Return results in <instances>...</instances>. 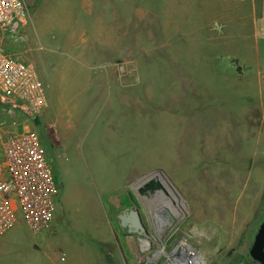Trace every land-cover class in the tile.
Instances as JSON below:
<instances>
[{"label":"rangeland","instance_id":"rangeland-1","mask_svg":"<svg viewBox=\"0 0 264 264\" xmlns=\"http://www.w3.org/2000/svg\"><path fill=\"white\" fill-rule=\"evenodd\" d=\"M27 4L31 19L19 31L22 38L15 41L0 28V45L33 63L47 87L45 109L26 126L41 137L62 189L52 229L34 235L20 220L0 237V264H21L20 256L28 258L26 264H110L107 256L111 264H123V257L125 264H151L154 256L153 264H167L180 255L182 241L204 257L200 221L215 214L205 208L217 203L243 208L250 196L263 192V176L253 175L260 156L251 165L231 132L234 113L246 107L239 97L260 100L257 69L253 65L243 72L247 77L253 73L250 78H236V71L225 66L236 53L232 47L254 48L264 62V0H256V6L248 0L239 10L224 5L226 23L207 21L203 0ZM136 8L145 13L141 19ZM231 33L238 36L231 38ZM74 35H85L89 42L84 53L74 48ZM254 52L236 55L252 62ZM63 137L67 172L61 161ZM207 147H217L225 159L207 157ZM215 161L225 164L224 171L240 168L229 193L223 190L227 182L215 177L216 165L210 164ZM157 170L174 184L180 199ZM151 172L176 202L159 189L176 214L165 231H158L154 219V193H141L136 184ZM144 199L152 206L146 207ZM132 208L140 210L148 228L142 239L151 245L145 250H139V237L120 225V214ZM199 208L205 210L203 219ZM262 222L264 195L243 242L217 261L204 258L200 264H258L249 250Z\"/></svg>","mask_w":264,"mask_h":264},{"label":"built area","instance_id":"built-area-1","mask_svg":"<svg viewBox=\"0 0 264 264\" xmlns=\"http://www.w3.org/2000/svg\"><path fill=\"white\" fill-rule=\"evenodd\" d=\"M29 20L25 0H0V28L9 38L21 39ZM262 29L264 38V21ZM46 105L36 66L0 45V237L20 220L34 235L53 227L62 188L41 137L26 126Z\"/></svg>","mask_w":264,"mask_h":264},{"label":"crops","instance_id":"crops-1","mask_svg":"<svg viewBox=\"0 0 264 264\" xmlns=\"http://www.w3.org/2000/svg\"><path fill=\"white\" fill-rule=\"evenodd\" d=\"M248 0H203V3L205 5L206 10V20L209 22H222L226 23L228 20L225 18L228 16L223 14V7L224 5L230 6L229 4H232L231 6L235 9L240 8L242 3L244 4ZM26 4H38V0H25ZM84 3V2H83ZM40 4V3H39ZM86 4V3H85ZM252 6H256V0H251ZM28 5V4H27ZM256 12V11H255ZM254 14V13H253ZM256 14V13H255ZM135 15L136 18L141 19L144 17L145 13L142 9L136 8L135 9ZM257 15H254L256 17ZM30 19H31V13H30ZM224 20V21H222ZM212 34V32H211ZM234 36V37H233ZM238 35H233L231 33L230 37L235 38ZM216 39L217 36H212ZM73 39V45L74 48H81V52L84 53L85 49H83V46H85L87 43H89L87 40H85V35H80L79 37H74ZM232 52H236L235 54H232L231 57L228 58L227 66H225L226 69H231L236 71V78L239 77H245L246 75L243 72H249V70L253 69L252 66L254 65L257 69V77L259 78V86L261 90L264 87V62L260 61L259 55L254 52V48H250L249 51L245 48H241L240 50L238 48H231ZM238 52L246 53V54H253L255 53V61L248 62L245 60V58L240 59L238 55H236ZM253 58V55H251ZM233 57L235 60H233ZM251 58L250 56H248ZM241 69V71H240ZM253 76V73H250V75L246 78H250ZM263 85V87L261 86ZM263 91H260V100L257 103V100L253 101L251 95L244 94L242 95L241 99H243L246 103V107L241 108V110L235 112L234 116L236 117V121L232 122L231 132L233 133V139L236 140L238 143H240V149L243 150L245 148L246 152V158L247 161L252 165L256 164L254 161V156H260V160L257 163L258 164V170L252 171L249 170L248 173L253 172V175H255L258 179L261 180L264 179V93ZM57 109H59L62 113L61 106L60 108L56 106ZM218 111V110H217ZM57 112V111H56ZM59 115V111L57 113ZM61 116V115H60ZM64 127V124L63 126ZM57 135H59L58 132H56ZM61 140V151H62V157L61 161H63V171L67 172L66 163L68 161V155L63 154L65 151L64 143V137L59 138ZM249 142V147H246V143ZM218 147V145H217ZM217 147L210 148L207 147L208 151L206 154L207 157L210 158V156L214 157L216 160H224L225 158L219 154V150H217ZM203 150V149H202ZM83 157L84 154H83ZM208 158V159H209ZM66 162V163H65ZM208 164V163H207ZM210 164L216 165V171H215V177L221 178L227 182L225 184V188L223 189L227 193H229L232 189L235 187V182L237 181V176L240 173V168L236 167H228V169H225L224 171L223 165L215 162H211ZM65 165V166H64ZM226 166H228L226 164ZM231 169V171H230ZM202 179V177H200ZM206 179V178H204ZM206 181V180H205ZM63 187V186H62ZM263 192H256L255 195L250 198H248L247 202L244 204L243 208H221L223 205H220L217 203L216 208H205L208 212L212 213L214 211V215L211 216L210 219H203V211H205L203 208H199V213L202 215V219L200 221V239H199V248L201 251H203V256L201 258V263L204 258H206L209 261H217L222 252L227 250H233L235 249L241 242L242 237L245 233V228L256 218V216L260 213L261 205H262V197L264 195V186H263ZM111 190V189H110ZM228 197L224 199V203L229 202ZM220 205V207H219ZM210 215H208L209 217ZM56 218V217H55ZM110 224H111V218H110ZM112 230V226H111ZM98 239V238H96ZM139 243V242H138ZM119 247V255L123 256L122 254V248L121 245ZM139 250L141 251L140 245H138ZM104 256V254H103ZM102 256V257H103ZM21 260L16 259L17 262L20 263L24 262L26 264L27 259L24 260L23 256H20ZM153 257V256H152ZM65 256L63 255L61 257V260H64ZM122 263L125 264L126 261L124 257L121 259ZM157 258L154 256L153 261H156ZM153 261L151 264H153ZM254 261V260H253ZM255 262V261H254ZM21 263V264H22ZM30 264V263H29ZM169 264V263H167ZM244 264V263H239Z\"/></svg>","mask_w":264,"mask_h":264},{"label":"water","instance_id":"water-1","mask_svg":"<svg viewBox=\"0 0 264 264\" xmlns=\"http://www.w3.org/2000/svg\"><path fill=\"white\" fill-rule=\"evenodd\" d=\"M157 172L160 173L163 178H165L171 190L180 199V195L176 190V187H174V184L170 181V179L167 178L166 174L162 170H157ZM136 184H139L138 189L141 193H143V191H146L147 189H150V191L154 193V204L156 206L155 208H152V211L155 212L154 219L156 220L157 225H159L158 218L161 216H166L165 218L169 216L174 217L175 212L173 210H170L169 203L164 199L165 196H163L159 189L161 188L167 193L168 196H170L171 202L174 204V206H176V202L173 197H171L170 193L165 189L164 185L159 182L158 176L155 174V172H151L142 176ZM174 221L175 220H173L172 222ZM120 225L123 228L127 229L128 233L130 234H141L145 232V227L142 221V214L140 210L135 208L125 210L120 214ZM167 228L168 226L166 224H160L161 230L165 231ZM249 255L258 264H264V223L260 225L254 237L253 244L249 250ZM202 262H204V260Z\"/></svg>","mask_w":264,"mask_h":264},{"label":"bare ground","instance_id":"bare-ground-1","mask_svg":"<svg viewBox=\"0 0 264 264\" xmlns=\"http://www.w3.org/2000/svg\"><path fill=\"white\" fill-rule=\"evenodd\" d=\"M165 217L166 216H161L158 218L159 225L164 223L167 226H169L170 225L169 221L173 223L172 221L174 220V218L172 216L167 217V219ZM181 246H182V251L180 252V255L178 254L179 256L169 264H200L202 258L201 253L197 252L194 248L186 244V242L184 241L181 242Z\"/></svg>","mask_w":264,"mask_h":264},{"label":"flooded vegetation","instance_id":"flooded-vegetation-1","mask_svg":"<svg viewBox=\"0 0 264 264\" xmlns=\"http://www.w3.org/2000/svg\"><path fill=\"white\" fill-rule=\"evenodd\" d=\"M144 202H146V207H150V206H152V203L150 202V200H147V199H144ZM135 208H138L137 206H135ZM139 210V209H138ZM155 218V217H154ZM142 221H143V225H144V227H145V232L144 233H141V234H139V233H135L138 237H139V242H140V247L142 248V250H145L146 248H147V246H149V245H151L150 244V242L148 241V240H146V239H143L142 240V237L144 236V237H146L148 234H149V232H148V228H147V226H146V223L144 222V219H143V217H142ZM262 223H264V222H262ZM159 224V223H158ZM157 229H158V231H160L161 229H160V225L158 226L157 225ZM127 230V229H126Z\"/></svg>","mask_w":264,"mask_h":264},{"label":"trees","instance_id":"trees-1","mask_svg":"<svg viewBox=\"0 0 264 264\" xmlns=\"http://www.w3.org/2000/svg\"><path fill=\"white\" fill-rule=\"evenodd\" d=\"M242 242H243V237H242V240H241L240 244ZM106 258H107L108 263H110V264L113 263V259L110 256H107Z\"/></svg>","mask_w":264,"mask_h":264}]
</instances>
